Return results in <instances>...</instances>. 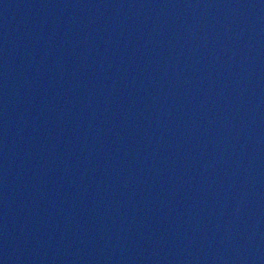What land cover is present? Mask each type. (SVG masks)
I'll list each match as a JSON object with an SVG mask.
<instances>
[{
  "label": "water",
  "instance_id": "1",
  "mask_svg": "<svg viewBox=\"0 0 264 264\" xmlns=\"http://www.w3.org/2000/svg\"><path fill=\"white\" fill-rule=\"evenodd\" d=\"M0 264H264V0H0Z\"/></svg>",
  "mask_w": 264,
  "mask_h": 264
}]
</instances>
